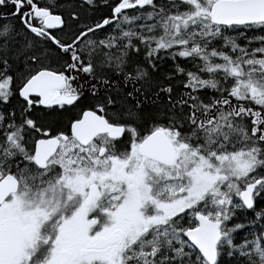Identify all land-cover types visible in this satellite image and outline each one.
Returning <instances> with one entry per match:
<instances>
[{
    "label": "snow or ice",
    "instance_id": "obj_1",
    "mask_svg": "<svg viewBox=\"0 0 264 264\" xmlns=\"http://www.w3.org/2000/svg\"><path fill=\"white\" fill-rule=\"evenodd\" d=\"M0 264H264V0H0Z\"/></svg>",
    "mask_w": 264,
    "mask_h": 264
}]
</instances>
